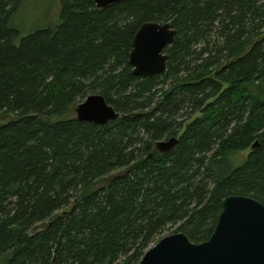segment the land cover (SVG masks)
Here are the masks:
<instances>
[{
	"label": "trees",
	"instance_id": "trees-1",
	"mask_svg": "<svg viewBox=\"0 0 264 264\" xmlns=\"http://www.w3.org/2000/svg\"><path fill=\"white\" fill-rule=\"evenodd\" d=\"M25 1L0 0V264H139L169 226L207 241L227 196L264 205V0H60L21 36ZM146 22L176 36L166 73L140 78ZM90 95L118 118L71 117Z\"/></svg>",
	"mask_w": 264,
	"mask_h": 264
},
{
	"label": "water",
	"instance_id": "water-1",
	"mask_svg": "<svg viewBox=\"0 0 264 264\" xmlns=\"http://www.w3.org/2000/svg\"><path fill=\"white\" fill-rule=\"evenodd\" d=\"M122 0H93L104 9ZM169 23L146 22L137 30L129 55L135 77L151 78L166 73L165 50L175 39ZM76 119L95 125H106L118 118L103 97L90 95L74 106ZM177 139L159 142L161 153L171 151ZM221 213L210 238L192 243L184 234L164 236L142 257L139 264H264V205L243 196H227L221 201Z\"/></svg>",
	"mask_w": 264,
	"mask_h": 264
},
{
	"label": "rangeland",
	"instance_id": "rangeland-1",
	"mask_svg": "<svg viewBox=\"0 0 264 264\" xmlns=\"http://www.w3.org/2000/svg\"><path fill=\"white\" fill-rule=\"evenodd\" d=\"M59 11L60 0H26L12 16V24L19 30L21 36H25L36 30L57 25L60 22ZM249 92L264 94V85L250 86ZM70 116L76 117L75 112L72 111ZM250 151L251 149H248L231 157L232 162L235 165L244 162ZM175 230L176 226H169L164 235L167 236Z\"/></svg>",
	"mask_w": 264,
	"mask_h": 264
}]
</instances>
